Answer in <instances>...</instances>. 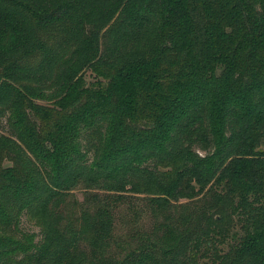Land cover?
Returning <instances> with one entry per match:
<instances>
[{"label":"trees","instance_id":"16d2710c","mask_svg":"<svg viewBox=\"0 0 264 264\" xmlns=\"http://www.w3.org/2000/svg\"><path fill=\"white\" fill-rule=\"evenodd\" d=\"M1 116L0 264H264V0H0Z\"/></svg>","mask_w":264,"mask_h":264},{"label":"rangeland","instance_id":"374dc122","mask_svg":"<svg viewBox=\"0 0 264 264\" xmlns=\"http://www.w3.org/2000/svg\"><path fill=\"white\" fill-rule=\"evenodd\" d=\"M116 21V17H114L110 21V25L107 23H104V26H102L103 30L101 32H105L109 29L112 24ZM102 23V25H103ZM118 26V19L116 21ZM101 28V29H102ZM41 40L44 42L46 48L43 56L41 54L42 49L37 48H31L29 51L25 52L23 57H20L19 63H21L24 66L35 68L39 65V63L43 60V57L46 53L53 54L52 62H51V69L53 74H57L58 71L65 66V63L67 60L72 56V53L74 49L76 48L78 42L80 41L81 37L76 34L72 28V24L69 26L68 24L64 23H58V25H52L50 27L44 28L40 32ZM117 35L109 33L108 36L104 39L105 42L101 43L100 47L103 50L110 49L114 46V41L116 40ZM25 82L16 81L15 84H24ZM31 84V83H28ZM26 85V84H25ZM45 87V91L48 93L50 90H52L53 86ZM39 103L49 105V100L43 99V100H36ZM5 126V116L0 117V130L3 129ZM199 154H203L204 152L197 150ZM72 195L77 199L81 200L83 198V192L81 188H76L72 192ZM149 214V213H148ZM148 214L143 215V219L141 222L143 223L145 229H150L153 226L154 218L149 216ZM213 214V213H211ZM164 218V214H159L155 218L158 222H162ZM38 219H41V217L36 213L28 214L23 213V215L20 218V224H19V230L24 233H36L38 235L37 238H39L40 235V222ZM128 227H122L121 223L116 222L115 226V237L117 239H122L128 234ZM122 236V237H121ZM119 244L110 243L105 249H104V255L110 256L113 255L116 258H119L124 255V253L127 251L128 247L125 246L123 239L121 241H117Z\"/></svg>","mask_w":264,"mask_h":264}]
</instances>
